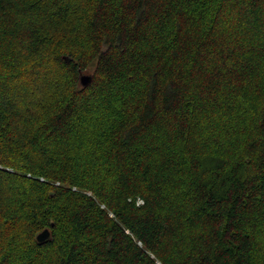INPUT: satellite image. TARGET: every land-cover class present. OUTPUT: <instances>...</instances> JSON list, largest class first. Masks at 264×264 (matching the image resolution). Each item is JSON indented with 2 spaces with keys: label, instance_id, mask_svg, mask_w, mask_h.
Instances as JSON below:
<instances>
[{
  "label": "trees",
  "instance_id": "trees-1",
  "mask_svg": "<svg viewBox=\"0 0 264 264\" xmlns=\"http://www.w3.org/2000/svg\"><path fill=\"white\" fill-rule=\"evenodd\" d=\"M156 262L264 264V0H0V264Z\"/></svg>",
  "mask_w": 264,
  "mask_h": 264
},
{
  "label": "water",
  "instance_id": "water-1",
  "mask_svg": "<svg viewBox=\"0 0 264 264\" xmlns=\"http://www.w3.org/2000/svg\"><path fill=\"white\" fill-rule=\"evenodd\" d=\"M91 81V77L88 75H80V83L83 87L87 86ZM50 236V232L48 230H44L37 236L38 242H44Z\"/></svg>",
  "mask_w": 264,
  "mask_h": 264
},
{
  "label": "rangeland",
  "instance_id": "rangeland-1",
  "mask_svg": "<svg viewBox=\"0 0 264 264\" xmlns=\"http://www.w3.org/2000/svg\"><path fill=\"white\" fill-rule=\"evenodd\" d=\"M92 71H93L92 68H91V69H88V72H87V73L90 74ZM88 195H91V194L88 193ZM156 263H157V264H160V262H156Z\"/></svg>",
  "mask_w": 264,
  "mask_h": 264
}]
</instances>
